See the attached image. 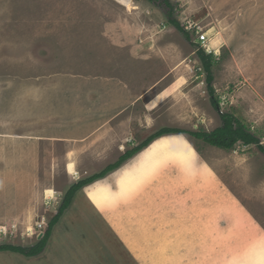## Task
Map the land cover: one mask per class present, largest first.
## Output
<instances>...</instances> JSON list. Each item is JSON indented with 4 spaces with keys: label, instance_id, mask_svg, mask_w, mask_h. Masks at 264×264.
<instances>
[{
    "label": "rangeland",
    "instance_id": "374dc122",
    "mask_svg": "<svg viewBox=\"0 0 264 264\" xmlns=\"http://www.w3.org/2000/svg\"><path fill=\"white\" fill-rule=\"evenodd\" d=\"M172 1L189 37L149 0H0V115L10 126L1 129L11 135L9 140L26 136L19 139V149L28 147L30 136L51 135L48 142L33 139L36 144L29 145L25 162L19 157V170L34 176L33 187L38 182L54 191L34 201L35 213L28 219L0 226V244L31 246L43 237L62 201L58 191L67 185L60 180L66 156L72 158L69 171L79 178L80 168L91 175L115 163L127 148L119 136L139 141L162 127L212 131L221 126L199 48L214 55L213 85L221 113L241 118L264 146V0ZM212 38L220 44L213 46ZM108 78L110 85L116 84L109 86ZM74 85L85 87L87 96H77ZM101 86L107 94L101 95ZM112 88L116 96H128V105L133 101L130 112L115 119L116 112L107 108L115 97ZM73 93L76 103L71 106ZM189 137L157 138L87 192L115 218L110 203L124 196L129 200L134 189L136 199L147 194L144 186L165 172L170 183L198 182L213 188L219 181L249 210L236 198L226 209L244 237L228 247L232 256L221 257L218 264H264V153L257 144L238 142L231 149H219ZM8 165H16L15 159L9 158ZM25 185L21 194L27 197L32 184ZM83 200V195L75 198L44 252L27 257L1 251L0 264H129L125 240ZM246 247L248 254L233 252ZM138 255L136 264L143 259ZM159 257L149 262L159 264Z\"/></svg>",
    "mask_w": 264,
    "mask_h": 264
},
{
    "label": "crops",
    "instance_id": "0c3cea01",
    "mask_svg": "<svg viewBox=\"0 0 264 264\" xmlns=\"http://www.w3.org/2000/svg\"><path fill=\"white\" fill-rule=\"evenodd\" d=\"M108 80L109 86H114L116 84V82H114L113 85H110V78H108ZM113 88L110 89V95L115 97L112 99V102L109 103L107 108L111 109L112 112H116L113 116V119H115L121 114L126 112L129 113L131 109L129 105L133 101L129 102L128 105V102L126 103L128 96L123 93H120L118 96H116V94L113 92ZM74 90L78 94L77 96H87L85 87H82L81 89L78 85H74ZM105 93L107 94V91H102L101 86V95ZM37 95L43 96V94ZM69 96V102L71 106H74L76 100L75 98L73 99V96H75V94L73 93ZM84 100H86V98ZM123 122L125 121L121 120L120 123L123 124ZM122 124H120L119 127H122ZM2 125L4 128H10L8 125V118H2L0 115V226L8 223H18L23 221V218L32 216V214L34 215V208L37 205L34 201L37 200V198L43 200L42 198L44 197H51L48 193V189H51L50 187L48 188V186H44L43 184L38 185V182L35 184V187H33L34 176L29 178L28 176L30 173L19 170V157L21 162H25L24 160L30 151L27 150L29 145L32 144L34 146L36 144L33 142V139L36 138L35 140L40 141L39 139L47 138L48 142L51 141V135L46 137L30 136L32 140H27L30 142L28 147L24 149V147L21 145L19 149V139L25 140L26 136H19L18 134L16 135L18 140H16V138L15 140H9L8 137L11 135L6 131H2ZM12 125L13 121L11 122V127ZM118 138H120V142L122 141L123 144L127 146V148L125 151H121V154L116 161H118L120 157L123 156L129 149L134 148L146 139L144 138L138 141L139 137H130V135L126 137L123 135L119 136ZM113 141L115 142L116 140L113 139ZM13 145L15 146L16 150L13 149ZM209 146L216 147L210 144ZM39 147L41 148V145ZM140 152L124 161L117 169L109 172L107 177H112L115 173H117V171L122 169V166H124L126 163H129L136 156H138ZM32 153L33 151L30 153V156H33ZM44 157L50 156L49 154H46ZM9 158L15 159L16 165L7 166ZM53 158L55 161L57 160L55 157ZM66 159L67 162L65 166V176H60L62 177L60 180L65 184L67 183V185L65 189H59L58 193L62 196L57 197L61 198V200H63L66 191L74 183L98 173L95 172L89 175V171L87 172V169L80 168L79 171H81V176L79 178H75L74 173H71L68 168V164L72 158H70V156H66ZM73 162L76 164V161ZM23 168L25 170L27 167ZM167 175V172H165L161 179L157 176V179L145 185L144 189L145 193L147 194H141L140 197H137L138 199L135 198V195H132L135 192L134 189L129 197V200L127 199V196H124L121 197V200H118L117 202H109L111 204V208L115 210L113 212L115 218L110 217V215L108 216L87 192V187L97 181H100V179L84 186L81 190H79L75 195L71 205L76 204L75 198L78 197V195H83L84 204L92 207L95 211H97L98 214L101 215L102 218L105 217L107 220H109L110 224L114 228V231L118 233V238L125 240V243L127 244V246L124 247V253L128 255L127 262L129 264H136L138 253L143 255H138L141 258L143 257V259H138L140 264H155L150 263L149 260L151 261L152 256L156 255L160 256L158 262L159 264H218L222 259L221 257L227 256L226 259L231 257L232 252L230 251L231 253L229 254L228 247L232 243L234 244L233 246L240 244L244 234H242L241 228H237V226L234 225L227 208L232 205V199L235 198L238 200L241 206L249 210L248 207H246V205L231 189L226 186L223 187V183H220L219 181L216 183L217 186L208 188L204 183L198 182L194 183L181 181L179 183H170ZM24 177L26 180H24ZM30 182L32 184L30 188L31 195H27L26 197V195H22L21 193H23V190L26 189L25 183L28 184ZM153 193H155V195H152ZM158 193L161 194L158 196ZM19 198H26L28 201L21 203ZM217 201L218 204L216 205ZM9 207L15 209L9 212ZM90 209L91 208H87L86 210ZM19 211H22V213L19 214ZM4 215H7V217L10 216V218L2 217ZM251 216L252 218H256L252 214ZM115 223L120 224V229L122 225L126 231V234H123L121 231H119ZM247 230H249L248 227L245 228V231ZM66 232L67 231H64V233ZM141 241L143 244H141ZM233 252L238 253L239 255L248 254L247 247L244 249L240 248L238 252L237 250ZM184 253L190 254L192 257L179 258L177 256L181 254H183V256L186 255ZM216 257H219V259H216ZM108 264L118 263L114 262Z\"/></svg>",
    "mask_w": 264,
    "mask_h": 264
},
{
    "label": "trees",
    "instance_id": "16d2710c",
    "mask_svg": "<svg viewBox=\"0 0 264 264\" xmlns=\"http://www.w3.org/2000/svg\"><path fill=\"white\" fill-rule=\"evenodd\" d=\"M152 4L160 7L169 22L177 27L178 29L184 31L186 35L189 37V33L186 28L182 26V23L176 17L177 4H175L172 0H149ZM198 55L202 60L205 72H206V80L208 83V91L211 95V101L213 105L220 112V116L222 119V125L215 128L212 131L206 130H188L183 128H168L162 127L149 135L145 140H143L139 145L135 146L132 149H129L123 156L120 157L118 161L107 166L101 172L95 173L89 177L83 178L78 182L74 183L65 193L64 198L58 208L56 215L50 220L48 229L44 233L43 237L31 246H23L16 245L11 243L0 244V252L1 251H11L16 253H21L27 257H35L47 248L49 244V240L52 236L53 229L55 225L59 222L61 217L64 215L65 211L70 207L73 202V199L77 192L81 190L84 186L98 180L104 178L108 175L109 172L117 169L124 161L133 157L135 154L139 153L146 147H148L155 139L168 135V134H185L190 140L191 137L199 138L203 140L205 143L222 148V149H231L238 142H243L246 145L257 144L259 149L264 153V146L260 143V139L252 133V131L248 128L246 123L239 118L237 115L227 112L221 113V100L216 94V89L214 88V74L213 67L215 64L214 55L212 53H207L205 49L199 48ZM198 148V147H197Z\"/></svg>",
    "mask_w": 264,
    "mask_h": 264
},
{
    "label": "bare ground",
    "instance_id": "6f19581e",
    "mask_svg": "<svg viewBox=\"0 0 264 264\" xmlns=\"http://www.w3.org/2000/svg\"><path fill=\"white\" fill-rule=\"evenodd\" d=\"M119 2H121V3H125V1L124 0H118ZM131 2V1H130ZM132 4V3H131ZM126 5V4H125ZM134 6V5H133ZM132 6V7H133ZM218 38V37H217ZM217 38L215 39V38H212L211 39V42H212V44H213V46H216L217 44H220L219 42H217ZM220 39V38H219ZM148 119V118H147ZM48 193H49V195H51V196H53V194H54V191L52 190V189H48ZM33 208V207H32ZM34 211V210H33ZM35 213V212H34ZM29 215V214H28ZM28 219V218H27ZM27 221V220H26ZM30 223V222H29Z\"/></svg>",
    "mask_w": 264,
    "mask_h": 264
},
{
    "label": "built area",
    "instance_id": "2783aa9c",
    "mask_svg": "<svg viewBox=\"0 0 264 264\" xmlns=\"http://www.w3.org/2000/svg\"><path fill=\"white\" fill-rule=\"evenodd\" d=\"M201 39L202 40H205L206 39V36L204 34L201 35Z\"/></svg>",
    "mask_w": 264,
    "mask_h": 264
},
{
    "label": "water",
    "instance_id": "95a60500",
    "mask_svg": "<svg viewBox=\"0 0 264 264\" xmlns=\"http://www.w3.org/2000/svg\"><path fill=\"white\" fill-rule=\"evenodd\" d=\"M125 1V3H126V0H124Z\"/></svg>",
    "mask_w": 264,
    "mask_h": 264
}]
</instances>
